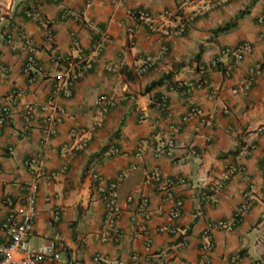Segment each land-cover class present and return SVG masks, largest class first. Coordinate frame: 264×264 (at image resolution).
<instances>
[{
  "label": "crops",
  "instance_id": "obj_1",
  "mask_svg": "<svg viewBox=\"0 0 264 264\" xmlns=\"http://www.w3.org/2000/svg\"><path fill=\"white\" fill-rule=\"evenodd\" d=\"M7 1L0 0V102L12 92L18 97L0 131V224L8 214L5 198H22L37 179L29 243L55 240L60 253L59 261L45 264H199L206 224L230 220L251 188L241 219L214 230L208 264H264V0H17L4 15ZM31 9L50 23L52 37L25 17ZM137 9L171 34L148 31L131 16ZM8 31L12 47L4 44ZM245 41L252 52L242 59L224 52ZM29 56L35 63L25 74ZM67 58L91 68L66 85L71 94L65 97L54 84ZM149 60L153 66L139 72ZM165 74L168 80L145 92ZM169 81L191 90L171 89ZM100 94L111 99L106 113L94 104ZM49 99L55 105L44 108ZM27 103L35 107L30 123L23 118ZM192 106L200 116L189 117L175 146L156 155L170 126ZM48 118L54 131L45 138ZM83 127L91 134L76 149L71 131ZM143 139L148 143L137 156ZM130 165L117 190L124 236L116 240L102 229L104 208L92 175L110 181ZM154 171L175 181L179 216H172L174 199L164 198L161 183L145 182Z\"/></svg>",
  "mask_w": 264,
  "mask_h": 264
},
{
  "label": "built area",
  "instance_id": "obj_2",
  "mask_svg": "<svg viewBox=\"0 0 264 264\" xmlns=\"http://www.w3.org/2000/svg\"><path fill=\"white\" fill-rule=\"evenodd\" d=\"M58 1V0H54ZM17 4V0H8L3 6L4 15H10L14 11ZM136 11V12H135ZM131 12V16L140 25L145 27L148 31L152 33H160L169 36L171 30L162 24H158L153 21L149 13L145 10L139 9ZM137 13L138 18L134 16ZM67 13H63V17H66ZM163 17H167L168 14L164 13ZM25 17L32 20H37L41 23V26L46 31L48 37H52V30L50 28V23L45 20H40L39 15L34 10L25 11ZM260 22H264V7L263 13L259 18ZM129 33H133V28H128ZM184 32V25H179L175 29L177 35H181ZM106 37V35L104 36ZM13 34L9 31L6 33L4 38V44L12 47ZM73 44L77 45V40L73 38ZM224 52L232 54L236 60L242 59L245 55L252 52V45L249 42L239 43L233 49H226ZM218 60L213 62L216 65ZM35 63L33 56L27 57V61L23 67V72L29 74L32 66ZM154 62L152 60L146 61L144 65L139 69V72H144L145 70L151 68ZM72 60L66 59V65L63 66V70L55 76L54 88L56 91H63V95L68 97L71 93L66 89L67 84L77 81V78L82 77L85 72L91 68V63L86 62L83 66L77 67ZM1 78V77H0ZM189 88L191 84H188ZM249 89V84L243 86V90L247 92ZM18 97V93L12 92L5 98V101L0 102V131L1 128L7 124L11 113L12 104ZM94 104L100 109L101 112L106 113L109 111L111 106V99L107 94H100L94 99ZM55 105L54 99H49L45 107H53ZM43 108V109H44ZM35 107L31 104L23 105V118L26 122L30 123ZM64 114L63 111H61ZM201 110L197 106H192L189 109L187 115H185L182 120L174 125L170 126L168 139L164 149L157 151L156 155H160L168 152L171 148L175 146V137L181 131L184 122L191 116H200ZM62 118L59 116L56 121L61 122ZM204 120V119H202ZM53 121L51 118L46 120V126L43 130L44 137L47 138L53 133ZM91 130L85 127L74 129L71 131V136L76 139L74 143V148L82 149L85 136H90ZM148 143V140L143 139L140 142V149ZM67 150L66 145H62L60 151L64 153ZM133 168L132 165L126 167L120 173L110 181H105L101 176L94 173L92 175L94 188L98 193L100 200L104 208L103 217V227L104 231H111L116 240H120L124 236V232L118 228L117 220L122 214V209L117 201V190L123 180L124 176ZM156 181L161 183V189L164 193V198L166 200H173L174 194L172 187L175 185V181L171 179H161L158 172L154 171L151 174L145 175V182ZM181 182H184L181 180ZM39 182L37 179L28 183L25 186L26 193L22 198L12 199L5 198L4 202L8 207V214L2 220L0 224V231L2 234V239H0V264H45L49 262H56L60 259V253L57 248V243L55 240H48L37 246H32L29 243V235L33 230L34 226V216L36 213V200L38 193ZM250 189L243 193V202L235 211L233 217L230 220H217L213 222H208L202 232L201 239L203 244L201 246V256L199 264H208V255L214 246L213 232L215 229H229L231 226L241 219L243 212L246 211L250 206ZM141 214L144 220H148L150 213L148 212L146 206L148 205V199L142 197L140 200ZM182 206V200L180 198L174 199V207L171 211L172 216L177 217L180 215ZM56 217V216H55ZM147 242L149 240L147 239ZM94 261L100 262V257L97 255L94 257ZM118 264H125L123 261L118 262ZM136 264V263H131Z\"/></svg>",
  "mask_w": 264,
  "mask_h": 264
},
{
  "label": "trees",
  "instance_id": "obj_3",
  "mask_svg": "<svg viewBox=\"0 0 264 264\" xmlns=\"http://www.w3.org/2000/svg\"><path fill=\"white\" fill-rule=\"evenodd\" d=\"M137 10H139V9H137ZM135 12H133V13H134V16H136V19H137L138 16H137V13H135ZM225 28H226V26H225ZM65 65L66 64H64V66ZM169 78H170V75H168V74L162 75L156 81H153L150 84H148L145 87V92L150 91L153 88L161 85L165 80H168ZM76 80H79V78H77ZM169 87L171 89L177 90L179 92H184L185 94H187L189 92V90H191V87L189 88L188 84L179 86L177 83H173V82H170V81H169ZM156 102H158V104L163 106L165 104V98L163 96H158V97H156Z\"/></svg>",
  "mask_w": 264,
  "mask_h": 264
}]
</instances>
